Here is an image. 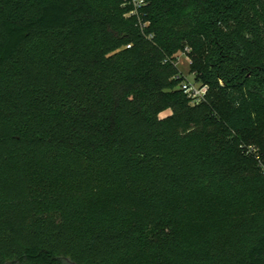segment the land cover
Segmentation results:
<instances>
[{
	"label": "trees",
	"instance_id": "1",
	"mask_svg": "<svg viewBox=\"0 0 264 264\" xmlns=\"http://www.w3.org/2000/svg\"><path fill=\"white\" fill-rule=\"evenodd\" d=\"M132 9L0 0V264H264V0Z\"/></svg>",
	"mask_w": 264,
	"mask_h": 264
},
{
	"label": "rangeland",
	"instance_id": "2",
	"mask_svg": "<svg viewBox=\"0 0 264 264\" xmlns=\"http://www.w3.org/2000/svg\"><path fill=\"white\" fill-rule=\"evenodd\" d=\"M176 56V60L178 66L181 69L182 75L184 77L181 85L188 84L191 85V92L194 94H199L201 92L202 83L197 80L196 74L193 70H191V57L187 52L178 51L174 54ZM171 113V110H165L161 113L162 117H166Z\"/></svg>",
	"mask_w": 264,
	"mask_h": 264
},
{
	"label": "built area",
	"instance_id": "3",
	"mask_svg": "<svg viewBox=\"0 0 264 264\" xmlns=\"http://www.w3.org/2000/svg\"><path fill=\"white\" fill-rule=\"evenodd\" d=\"M130 3L133 5V9L129 14L131 15H136L139 19V22L141 23L142 27H145L148 23H143L142 22V16L140 12V8L146 4V0H130ZM189 49H187L188 51ZM184 88H186V91L189 92L193 97H195V101H200L202 98H204L206 92L208 91V86L207 85H202L201 92L199 94H194L191 92V85L189 86L188 84L183 85ZM262 169L264 172V163L262 164Z\"/></svg>",
	"mask_w": 264,
	"mask_h": 264
}]
</instances>
